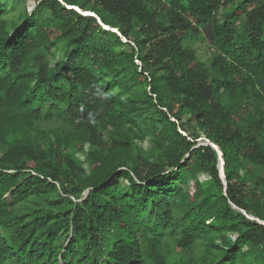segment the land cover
Segmentation results:
<instances>
[{
    "label": "trees",
    "instance_id": "obj_1",
    "mask_svg": "<svg viewBox=\"0 0 264 264\" xmlns=\"http://www.w3.org/2000/svg\"><path fill=\"white\" fill-rule=\"evenodd\" d=\"M0 264H264V0H0Z\"/></svg>",
    "mask_w": 264,
    "mask_h": 264
},
{
    "label": "rangeland",
    "instance_id": "obj_2",
    "mask_svg": "<svg viewBox=\"0 0 264 264\" xmlns=\"http://www.w3.org/2000/svg\"><path fill=\"white\" fill-rule=\"evenodd\" d=\"M192 46L195 49L196 55L203 61H207L210 57V50L208 49L207 45L203 43L199 39L192 40ZM202 141V140H201ZM147 143H145L146 145Z\"/></svg>",
    "mask_w": 264,
    "mask_h": 264
},
{
    "label": "clouds",
    "instance_id": "obj_3",
    "mask_svg": "<svg viewBox=\"0 0 264 264\" xmlns=\"http://www.w3.org/2000/svg\"><path fill=\"white\" fill-rule=\"evenodd\" d=\"M203 141V140H202ZM214 148H216L215 147V145H213V144H211ZM217 149V148H216ZM222 164H223V162H222V159H220V163H219V170H220V173H221V175H222Z\"/></svg>",
    "mask_w": 264,
    "mask_h": 264
}]
</instances>
